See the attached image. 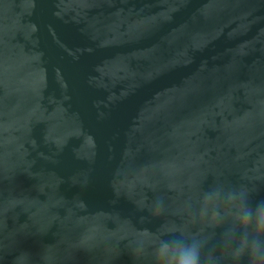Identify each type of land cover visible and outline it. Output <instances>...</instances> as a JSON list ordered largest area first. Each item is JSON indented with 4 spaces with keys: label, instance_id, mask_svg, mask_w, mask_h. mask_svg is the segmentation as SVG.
<instances>
[{
    "label": "water",
    "instance_id": "obj_1",
    "mask_svg": "<svg viewBox=\"0 0 264 264\" xmlns=\"http://www.w3.org/2000/svg\"><path fill=\"white\" fill-rule=\"evenodd\" d=\"M240 190L264 200V0H0V264H157L164 226L250 264Z\"/></svg>",
    "mask_w": 264,
    "mask_h": 264
},
{
    "label": "clouds",
    "instance_id": "obj_2",
    "mask_svg": "<svg viewBox=\"0 0 264 264\" xmlns=\"http://www.w3.org/2000/svg\"><path fill=\"white\" fill-rule=\"evenodd\" d=\"M226 199L237 204L231 222L221 234L224 240L234 245L231 258L238 261L247 256L250 264H264V200L253 207L249 193L244 190L230 191ZM215 216L217 226L225 222L226 218L220 212ZM211 239V236L189 233L180 227L164 226L155 238L157 264H218L211 256L213 249L208 247Z\"/></svg>",
    "mask_w": 264,
    "mask_h": 264
}]
</instances>
